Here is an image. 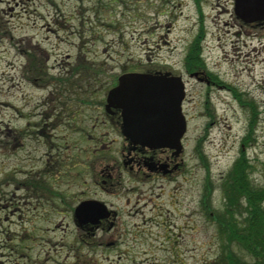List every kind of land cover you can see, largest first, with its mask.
Listing matches in <instances>:
<instances>
[{
  "label": "rangeland",
  "instance_id": "1",
  "mask_svg": "<svg viewBox=\"0 0 264 264\" xmlns=\"http://www.w3.org/2000/svg\"><path fill=\"white\" fill-rule=\"evenodd\" d=\"M195 40L206 60L201 71L230 89L189 74L186 57ZM38 60L45 75L33 71ZM81 62L91 65L86 75L73 71ZM157 70L181 75L186 84L185 168L190 181L181 184L179 177L151 192L146 186L136 192L117 187L120 194L101 193L92 176L110 158L119 160L123 141L114 128L87 123L77 131L60 130L66 136L65 176L58 182L52 176L45 180L49 193L54 186V202L38 204L20 186L28 180L26 174L51 172L46 162L50 150L42 143L49 136L34 134L58 103L53 92L63 96L61 103L70 101L77 98L79 92L70 93L82 80L97 79L103 90L99 104L121 74ZM232 88L257 108L245 143L251 112ZM97 115L105 119L103 111ZM90 133L105 134L111 149L100 151L98 139L99 152L92 155ZM241 151L253 165L250 180L264 187V23L240 20L234 0H0V174L11 172L18 184L17 190L11 187L15 214L4 220L9 209L0 207V264H215L229 243L225 238V246L220 245L213 216L225 215L221 183ZM85 167L91 169L85 173ZM79 172L80 181L75 179ZM209 185H215L210 193ZM94 190L119 211L115 228L102 233L106 241H116L113 247L91 249L77 240L74 206ZM57 193L63 194L65 205ZM245 212L243 205L225 218L234 215L243 221Z\"/></svg>",
  "mask_w": 264,
  "mask_h": 264
},
{
  "label": "flooded vegetation",
  "instance_id": "2",
  "mask_svg": "<svg viewBox=\"0 0 264 264\" xmlns=\"http://www.w3.org/2000/svg\"><path fill=\"white\" fill-rule=\"evenodd\" d=\"M200 73L201 74L199 75L201 80L205 81L207 84H217L210 74H206V72H203V70L200 71ZM95 84L96 82L92 80L86 81L87 86L92 87L95 86ZM218 86L223 87V85ZM53 95H55L58 99V103L57 105H53L51 107L49 114L46 113V116L44 115V118H48V120L45 121L42 130L39 129L38 132L34 134L39 136L42 135L43 137L46 135L49 136L48 138L45 137L46 140L42 143L48 146L50 150V153L46 152L48 157L46 162L47 169L51 172L49 174H26L28 180L24 183L20 182V186L23 185L28 191L32 192L33 197L38 200V204L45 205L46 203H49L48 201L54 202L51 197L54 196L55 193L54 186L52 189H50L49 193L45 187L46 177L52 176L54 181L58 182L60 177L63 179L65 176L64 159L66 149L64 146L66 144V136L65 134L61 133L60 130L63 131L65 129H72L77 131V129L83 128L82 125H86L87 123H92L93 127H96L100 124L114 128L120 133L119 137L123 141L122 148H118L117 150V154H119V160L118 157H115V159L113 157L110 158L107 160L110 163L106 165L104 164L99 169V173L95 176H92V184L101 193L107 195L120 194L119 192L117 193L116 190L118 188L124 190L125 187L128 190L136 192L137 190H140L146 186H149L148 188L151 192L154 188L162 190L169 184L176 183L179 177H181V184L191 180V176L188 175V171L185 168L186 149L184 141L186 136L183 139V149L181 151H179L177 148L170 147H149L141 144L135 145L121 134V109L114 106L107 107L104 100H102V102L98 105V97L101 95V93H99L96 88L87 87L83 90H80L77 98L68 102L67 100H63L62 103V95L61 97H58L54 92ZM74 101H76V104H73ZM97 110L103 111L105 116L104 120L100 121L97 115ZM104 135L105 134H103V137H98L92 133L89 134L91 142H93L95 145V150L92 155H96L99 152V148H97L98 139L102 144L100 151H107L111 149V144L104 142V139L107 137ZM31 136L32 140L35 139L33 137V133ZM39 141L40 140L37 138V144H41ZM116 142L117 139H112L113 144ZM74 149H76L75 142ZM76 165L77 163L73 165L74 169ZM90 169V167H85V173H87V171ZM78 170L83 171L81 168ZM81 174L82 172H79V175H77L75 179L80 181L82 178ZM124 177L127 178L125 179ZM12 185L15 186L16 190L18 189L17 178L15 175L13 176V174L8 171L6 174L1 173L0 207L9 209L8 214H5L4 220H8L9 216L14 215L16 212L15 208L17 207V204L14 202L15 192L11 190ZM97 192L98 191L94 190L90 193L84 194L83 198H79L76 201V205L84 200L101 201L107 206V210H105L106 213L100 212L99 209H94L92 211V220L87 221H83L82 218H78L73 215L74 224L80 232L77 234V240L82 246L89 247L91 249H94L95 247L99 248L100 246H105L107 248L116 245V241L111 240L112 237H110L108 241H106L105 238H102V233L106 230H113L119 217V211L116 209L115 205L112 202L107 203L104 197H98ZM57 194V198L60 199L59 202L65 205L66 200L63 194ZM51 205H53V203H51ZM158 212L155 215H157Z\"/></svg>",
  "mask_w": 264,
  "mask_h": 264
},
{
  "label": "water",
  "instance_id": "3",
  "mask_svg": "<svg viewBox=\"0 0 264 264\" xmlns=\"http://www.w3.org/2000/svg\"><path fill=\"white\" fill-rule=\"evenodd\" d=\"M235 13L246 23L262 21L264 0H235ZM169 74L125 73L109 91L107 107L122 109V132L132 143L181 149V137L186 131L181 106L184 85L180 77H168ZM94 209L106 213L105 205L89 200L75 209V216L92 220Z\"/></svg>",
  "mask_w": 264,
  "mask_h": 264
},
{
  "label": "trees",
  "instance_id": "4",
  "mask_svg": "<svg viewBox=\"0 0 264 264\" xmlns=\"http://www.w3.org/2000/svg\"><path fill=\"white\" fill-rule=\"evenodd\" d=\"M198 43L199 41L195 40L192 44L187 58V66L190 70H197L203 65L199 58ZM37 66L39 65L37 64ZM90 69L91 65L81 62L75 66L73 71L75 73L83 71L86 75ZM244 105H248L251 118L250 131L243 143L252 136L251 133L253 132L257 116V108L253 102H246ZM198 152L202 151L198 149ZM200 155L202 158V153ZM202 161L205 162L204 160ZM252 168L253 165L241 151L231 171L221 183L226 198V208L223 213L225 215L234 214L244 205L246 216L243 221L238 220L234 216L235 214L229 220L225 218V215L213 216V220L218 227L220 245L225 246L226 238L229 246L225 247L230 249L229 251L222 248L221 253L217 255L215 264H264V187H259L250 180L249 172ZM211 185L208 186L209 190L207 191L209 193L215 189V185ZM231 245L242 248L247 255L244 252L242 254L233 252Z\"/></svg>",
  "mask_w": 264,
  "mask_h": 264
}]
</instances>
